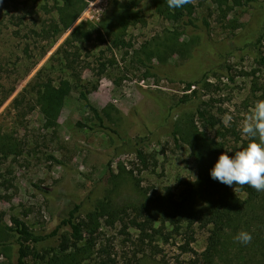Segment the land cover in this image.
I'll return each mask as SVG.
<instances>
[{
    "label": "rangeland",
    "instance_id": "obj_1",
    "mask_svg": "<svg viewBox=\"0 0 264 264\" xmlns=\"http://www.w3.org/2000/svg\"><path fill=\"white\" fill-rule=\"evenodd\" d=\"M159 1L168 5L167 0ZM237 1L192 0L185 5L194 10L199 26L185 27L180 20L161 15L157 0H138L128 20L117 0H87L71 29L26 73L0 107V138L6 142V146L0 142V210L6 220L10 222L15 215L37 232L50 233L73 202L82 203L83 216H93L99 241L114 244L121 264H181L189 258L182 253L185 235L175 231V222L187 223L191 211L218 202L222 183L211 178L210 170L222 152L246 146L240 122L254 101L264 99V39L259 48L254 44L261 35L264 0L254 6ZM38 3L0 0V68L20 66L9 77L6 71L1 72L9 79L6 86L25 74L40 53L34 48L28 57L24 51L27 42L33 47L34 40L42 38L31 31L35 18L55 15L54 10L52 15L44 14L40 9L43 2ZM20 15L24 17L16 18ZM204 18L209 28L203 25ZM83 22L103 32L108 28L106 41L98 40L96 33L93 39L80 43V57L71 65L74 68L53 71L54 80L65 79L72 85L81 79L91 89L92 103L120 135L78 125L89 123L92 115L73 89L64 95L55 127L47 123L39 108L24 116L13 106L14 99L51 58L58 68L62 59L59 49ZM138 56L157 67L141 65ZM209 70L213 75L198 89L208 102L204 108L214 127L199 119L192 104L180 103L189 93L187 82L200 81ZM95 85L97 89L92 90ZM177 103L181 105L175 106ZM226 113L233 117L229 126L221 119ZM168 130H175L178 139ZM137 148L145 152V164L135 153ZM35 183L50 193H41ZM105 196L110 198L106 203L111 209L148 205L143 213L150 211L156 218L157 233L150 231V237L153 235L157 250L148 245L151 238L141 230L125 227L124 215L111 223L95 211L97 204H105ZM233 198L241 206L222 236L218 264H235L239 256L237 264H264V258L258 260L259 243L264 244V194L252 200L238 190ZM211 228L195 225L193 247L197 252L206 249ZM241 230L251 234L250 243L234 239ZM16 238L0 230V264H16ZM229 259L232 262H227ZM28 264L98 262L93 250L84 248L82 253L51 250L44 259L29 257Z\"/></svg>",
    "mask_w": 264,
    "mask_h": 264
},
{
    "label": "trees",
    "instance_id": "obj_2",
    "mask_svg": "<svg viewBox=\"0 0 264 264\" xmlns=\"http://www.w3.org/2000/svg\"><path fill=\"white\" fill-rule=\"evenodd\" d=\"M26 1L33 2L34 4H39L38 2L42 1L43 3H41L40 9L45 10L44 14L52 15L51 11L54 10L55 15L50 16L48 19H44L42 16L35 18L36 22L32 25L33 28L31 31H33L37 37L42 38L35 39L33 47L31 46L32 44H28L27 42L24 51L28 57L32 56L31 53L34 48L40 50V53L35 56V59L33 60L31 66H29L26 70L25 74L10 82L11 85L6 86L8 85L7 83L9 79H4L5 77L1 74V72L6 71V75L9 77V74L18 71L20 66L19 64H16L14 66L15 68H9L8 70L0 68V107L15 92L18 82L25 77L26 73L30 72L32 68L38 64L39 60L46 55L51 47L71 29L88 5L87 0ZM117 1L118 5L121 7L122 15L125 20H128L129 17L132 16V13L135 10L134 7L138 4V0ZM237 2L239 5L254 6L258 0H238ZM156 4L161 15L174 21L180 20L182 25L185 27L199 26L196 22V17L194 16V10L190 5H184L183 8L172 10L162 1L157 0ZM49 5H53V8H49ZM260 10L261 35L254 42L255 47L258 48L264 39V4L260 6ZM37 14H39V12ZM23 17V15L16 16V18L20 19ZM1 19L4 21L2 14ZM203 25L209 28L210 23L207 18L203 19ZM108 32V28H105L103 32V30L99 29L92 23L83 22L79 24L58 51V53L60 52L62 56V59L58 64V68L54 67V57L51 58V63L40 69L34 79L29 82L27 88L20 92L14 99V108L24 116L28 111H34L39 108L47 123L52 127H55L58 125L59 116L64 106V95L66 92L73 89L78 92L79 98L83 101L85 108H87L92 115L89 123L84 124L82 122H78V125L88 127L91 131L103 130L120 135V132L116 128L108 124L102 111L92 103L90 99L91 89L84 84L81 79L75 80V82L71 85L65 79H61L56 82L53 76V71L56 73L57 71L63 72L74 68V66L71 65L75 62L76 57H80V43L93 39V36H95L96 33L98 35L96 38L101 42H105V33ZM138 62L147 68L153 69L157 67L156 64H153L151 61H147L143 56H138ZM261 63L264 64V57L261 58ZM213 73V70L206 71L200 81L187 82L186 91H189V93L183 96L180 103L188 105L192 104L195 107L199 119L214 127L215 122L208 115L206 108H204L208 102L202 99L198 89L210 79ZM97 87V85L93 86L92 90L97 89ZM180 103H177L175 106L178 107L181 105ZM173 109V106L170 107V111ZM170 132L173 134L175 139H178V134L175 130H171ZM148 137L149 136H146V139H148ZM0 142L6 146V142L3 138H0ZM141 143L142 142H138L137 145H140ZM135 153H137L138 157L145 164V152L142 149L137 148ZM109 167H111V163H109ZM33 185L41 193L47 195L50 193L49 189L41 186L40 184L35 183ZM235 187L237 188V191H242L247 195L248 199L252 200L253 198H259L264 194V191L258 192L247 185L240 187L235 185L228 186L222 183L223 189L221 191L223 195L216 204H213L207 209L191 211L188 215L187 223L182 221L175 222V231L185 235L183 236L184 240L180 245L182 253L190 255V257L183 260L181 264H218L220 252L218 248L221 244L222 236L232 222L235 213L241 206L240 203H237L238 200L233 198V194H235ZM109 200V196H105L103 199L105 204H97L95 211H98L101 216H107L111 223H115L117 218L124 215L123 221L125 227H136L141 230L142 233H145L147 237L151 236L150 231L152 232V230L154 233H157V230L155 229L156 218L153 213L150 211L148 214L143 213V211L146 210L144 207L148 206L147 204L138 203V205L132 206L123 205L116 210L109 207L110 203H106ZM219 202L222 203L221 206H218ZM148 204L150 205V203ZM82 205V203L73 202L72 205L65 210L60 224L50 233L37 232L25 220L15 215L11 216L10 222H8L5 218V213L0 210V230L6 234H13L17 237L16 241L18 249L16 264H28V258L31 256L34 259H44L47 252L51 250H58L62 254L72 253L73 251H80V253H82L84 248L89 251L93 250L98 264H121L118 259V255L115 253L114 244L111 242L99 241V227H94L95 220H93V216L90 213H86L85 216H83ZM131 213H133L134 216H131ZM196 224H200L202 227L212 225L210 235L208 236V245L206 249L200 253L193 247V243L196 240ZM92 225L93 228H91ZM142 235L144 236V234ZM152 237H150L151 240L148 245L152 247V249H156L154 248L156 247L155 244L152 243ZM259 245L261 248L259 249L260 254H258V260L262 261L264 258V244L259 243ZM239 259L240 256L235 259V264H237L236 260ZM251 261L254 262V258H252ZM227 262L232 261L229 259ZM246 263L247 262L244 264Z\"/></svg>",
    "mask_w": 264,
    "mask_h": 264
},
{
    "label": "clouds",
    "instance_id": "obj_3",
    "mask_svg": "<svg viewBox=\"0 0 264 264\" xmlns=\"http://www.w3.org/2000/svg\"><path fill=\"white\" fill-rule=\"evenodd\" d=\"M190 2L192 0H167L170 9L181 8ZM221 119L225 126H229L233 117L226 113ZM240 130L247 140L246 146L222 152L210 170V176L228 186L247 185L258 192L264 191V99L254 101L240 122ZM228 152H233L234 155H229ZM234 191H237L236 187ZM234 239L248 244L252 236L241 230Z\"/></svg>",
    "mask_w": 264,
    "mask_h": 264
}]
</instances>
